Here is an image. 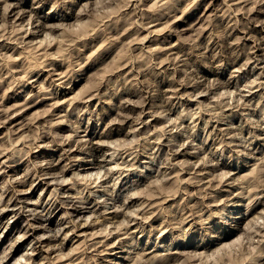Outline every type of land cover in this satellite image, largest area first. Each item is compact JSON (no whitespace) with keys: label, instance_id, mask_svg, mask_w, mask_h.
Returning a JSON list of instances; mask_svg holds the SVG:
<instances>
[{"label":"rangeland","instance_id":"rangeland-1","mask_svg":"<svg viewBox=\"0 0 264 264\" xmlns=\"http://www.w3.org/2000/svg\"><path fill=\"white\" fill-rule=\"evenodd\" d=\"M260 1L0 0V109L27 102L19 105L24 110L21 121H26L25 129L22 122L19 126L23 128L15 125L16 121L11 128L8 124L0 128V210L12 195L20 197L19 204L6 207L5 215L0 211V264H66L68 259L67 264H264V224L259 225L264 223V0ZM18 8L26 14L20 17ZM51 98L61 101L55 104ZM236 100L241 106L237 107ZM137 112L142 113L143 122L138 121ZM103 131L111 132L104 138L107 150L101 157L92 155L85 144L91 134L101 137ZM63 142L75 146L66 145L73 153L59 166L72 163L74 169L62 172L59 167L58 175L65 181L59 178L61 182L48 185L43 172L51 162H59ZM92 157L105 160L93 168L88 163ZM91 168L99 172L92 174ZM66 200L69 205L77 203L84 213L70 215ZM126 204L130 213V208L137 210L131 215ZM86 205L87 209L83 207ZM20 206L21 214L11 210L14 207L18 211ZM31 212L42 214L44 220L34 222ZM137 212L145 218L138 217ZM64 213L67 216L63 217ZM71 217L76 221L68 222ZM131 217L135 218L132 223ZM117 220L123 222L118 224ZM87 221L92 225L86 227V235H80L78 224ZM32 222L37 229L31 230ZM64 226H68L66 230ZM90 228L106 229L104 234L109 235L91 239ZM111 229L115 235L110 234ZM41 235L45 246L34 250ZM94 241H101V246Z\"/></svg>","mask_w":264,"mask_h":264},{"label":"bare ground","instance_id":"bare-ground-1","mask_svg":"<svg viewBox=\"0 0 264 264\" xmlns=\"http://www.w3.org/2000/svg\"><path fill=\"white\" fill-rule=\"evenodd\" d=\"M39 1H40V0H39ZM140 1H142V0H140ZM209 1H210V0H209ZM234 1H235V0H234ZM236 1H238V0H236ZM239 1H240V0H239ZM244 1H246V0H244ZM247 1H248V0H247ZM262 1H263V0H262ZM262 1H260V2H262ZM202 2H203V1H202ZM212 2H213V1H212ZM231 2H232V0H231ZM8 3H10V2L8 1ZM137 3H139V2L137 1ZM137 3H136V4H137ZM214 3H215V2H214ZM236 3H237V2H236ZM238 3H239V2H238ZM245 3H246V2H245ZM5 4H6V2H5ZM10 4H11V3H10ZM209 4H210V2H208V5H209ZM229 4H230V3H229ZM232 4H233V3H232ZM242 4H244V3L242 2ZM262 4H263V3H262ZM7 5H8V4H7ZM12 5H14V4H12ZM19 5H20V4H19ZM259 5H260V4H259ZM9 6H10V5H9ZM209 6H210V5H209ZM213 6H215V5H213ZM262 6H263V5H262ZM137 7H139V6L137 5ZM234 7L236 8V6H234ZM4 8H7V6L4 7ZM4 8H3V10H4ZM13 8H14V7H13ZM13 8H11L10 11L15 10V9H13ZM20 8H22V7H20ZM86 8H87V6H86ZM214 8H215V7H214ZM227 8H228V7H227ZM227 8H226V9H227ZM260 8H262V7H260ZM16 9H17V8H16ZM23 9H24V8H23ZM7 10H8V9H7ZM7 10L5 9L4 12H6ZM18 10H20V9L18 8ZM88 10H89V9H88ZM260 10H261V9H260ZM81 11H83V10H81ZM81 11H80V12H81ZM84 11H85V10H84ZM258 11H259V10H258ZM258 11H257V12H258ZM24 12H26V11H24V10H22V9L18 12V14H20V17L22 16V14H24ZM29 12H30V11H29ZM8 13H9V12H8ZM11 13H13V12H11ZM16 13H17V12H16ZM16 13H15V14H16ZM30 13H31V12H30ZM32 13H33V12H32ZM32 13H31L30 15H32ZM81 13H83V12H81ZM81 13H80V14H81ZM6 14H7V13H6ZM18 14H17V15H18ZM25 14H26V13H25ZM25 14H24V15H25ZM27 14H28V13H27ZM33 15H35V14H33ZM33 15H32V16H33ZM74 15H75V13H74ZM139 15H140V14H139ZM139 15H138V16H139ZM141 15H142V14H141ZM254 15H255V14H254ZM258 15H259V14H258ZM258 15H257V16H258ZM15 16H16V15H15ZM35 16H36V15H35ZM37 16H38V15H37ZM40 16H41V15H40ZM81 16H83V14H82ZM81 16H80V17H81ZM257 16H256V19H257ZM5 17H6V16H5ZM33 17H34V16H33ZM65 17H66V16H65ZM141 17H142V16H141ZM261 17H262V16H261ZM3 18H4V15H3ZM15 18H16V17H15ZM24 18H25V17H24ZM61 18H62V17H61ZM78 18H79V17H78ZM142 18H143V17H142ZM18 19H19V18H18ZM18 19H17V20H18ZM20 19H21V18H20ZM36 19H37V17H36ZM41 19H42V18H41ZM176 19H177V18H176ZM27 20H29V18H28ZM30 20H31V19H30ZM259 20H260V18H259ZM263 20H264V19H263ZM263 20H262L263 23L261 24L262 27H264V21H263ZM34 21H35V20H34ZM200 21H201V20H200ZM260 21H261V20H260ZM260 21H258V24H260V23H259ZM28 22H29V21H28ZM39 22H40V21H39ZM43 22H44V21H43ZM25 24H26V23H25ZM33 24H34V23H33ZM37 24H38V22H37ZM194 24H195V23H194ZM28 25H29V24H28ZM43 25H47V24H43ZM139 25H141V23H140ZM142 25H145V24H142ZM142 25H141V26H142ZM146 25H147V24H146ZM207 25H208V24H207ZM37 26H38V25H37ZM211 26H212V25H211ZM31 27H32V25H31ZM38 27H39V26H38ZM144 27H145V26H144ZM207 27H208V26H207ZM255 27H256V26H255ZM36 28H37V27H36ZM55 28H56V27H55ZM140 28H141V27H140ZM174 28H175V25H174ZM1 29H3V28L1 27ZM4 29H5V28H4ZM4 29H3V30H4ZM30 29H31V28H30ZM44 29H45V28H44ZM141 29H142V28H141ZM172 29H173V28H172ZM5 30H6V29H5ZM16 30H18V27H17ZM34 30H35V29H34ZM36 30H37V29H36ZM207 30H208V29H207ZM253 30H254V29H253ZM262 30H263V29H262ZM6 31H7V30H6ZM19 31H21V30L19 29ZM42 31H43V30H42ZM44 31H45V30H44ZM44 31H43V32H44ZM151 31H152V30H151ZM153 31H154V30H153ZM153 31H152V32H153ZM247 31H248V30H247ZM21 32H22V31H21ZM48 32H49V30H48ZM6 33H7V32H6ZM25 33H26V32H25ZM30 33H32V32H30ZM229 33H231V32H229ZM260 33H262V31H260ZM257 34H258V33H257ZM21 35H23V34H21ZM24 35H26V34H24ZM50 35H51V34H50ZM245 35H246V34H245ZM163 36H164V35H163ZM166 36H168V35H166ZM23 37H24V36H23ZM27 37H28V36H27ZM30 37L32 38L33 36H30ZM21 38H22V37H21ZM33 38H34V37H33ZM37 38H39V37H37ZM145 38H146V37H145ZM147 38H148V35H147ZM147 38H146V39H147ZM256 38H259V37H256ZM260 38H261V36H260ZM27 39H28V38H27ZM27 39H25V40H27ZM160 39H163V38L160 37ZM167 39H168V38H167ZM34 40H36V39H34ZM39 40H41V38H39ZM143 40H144V39H143ZM150 40H151V39H150ZM163 40H164V39H163ZM257 40H258V39H257ZM29 41L31 42V39H30ZM36 41H38V40H36ZM43 41H44V39H43ZM43 41H42V42H43ZM255 41H256V40H255ZM33 42H34V41H33ZM142 42H143V41H142ZM227 42H228V41H227ZM258 42H259V41H258ZM18 43H19V41H18ZM27 43L30 44L29 42H27ZM36 43H37V42H36ZM169 43H170V42H169ZM231 43H233V41H231ZM231 43H230V44H231ZM0 44H1V43H0ZM3 44H4V43H3ZM34 44H35V43H34ZM160 44H161V43H160ZM160 44H159V48H160ZM254 44H255V43H254ZM4 45H5V44H4ZM41 45H43V44H41ZM161 45H164V44H161ZM178 45H179V44H178ZM227 45H228V44H227ZM231 45H232V44H231ZM260 45H261V44H260ZM262 45H263V44H262ZM262 45H261V46H262ZM38 46H39V45H37V47H38ZM167 46H168V45H167ZM172 46H173V44H172ZM174 46H175V45H174ZM233 46H234V45H233ZM5 47H6V46H5ZM161 47H162V46H161ZM165 47H166V46H165ZM165 47H163V48H165ZM168 47H169V46H168ZM262 47L264 48V46H262ZM163 48H162V50H163ZM173 48H174V47H173ZM176 48H177V47H176ZM180 48H181V47H180ZM229 48H230V46H229ZM232 48H233V47H232ZM155 49H156V47H155ZM167 49H168V48H167ZM167 49H166V50H167ZM169 49H170V47H169ZM178 49H179V48H178ZM159 50H160V49H159ZM171 50H172V48H171ZM176 50H177V49H176ZM179 50H180V49H179ZM223 50H224V49H223ZM228 50H229V49H228ZM252 50H253V49H252ZM174 51H175V50H174ZM174 51L172 50V52H174ZM183 51H184V50H183ZM183 51H182V52H183ZM157 52H158V51H157ZM157 52H156V53H157ZM162 52H163V51H162ZM165 52H166V51H165ZM165 52H164V53H165ZM168 52H169V50L166 52V54H167ZM223 52H224V51H223ZM154 53H155V52H154ZM159 53H160V52H159ZM159 53H158V54H159ZM255 53H256V51H255ZM255 53H254L253 55H255ZM171 54H172V53H171ZM178 54H179V53H178ZM178 54L176 53V55H178ZM257 56H258V55H257ZM260 56H261V55H260ZM166 57H167V56H165V58H166ZM182 57H184V56H182ZM186 57H187V56H186ZM186 57H185V58H186ZM253 57H254V56H253ZM263 57H264V56H263ZM170 58H171V57H170ZM174 58H175V55H174ZM185 58H184V59H185ZM255 58H256V57H255ZM179 59H180V58H179ZM163 60H164V59H163ZM165 60H166V59H165ZM176 60H177V57H176ZM186 60H187V59H186ZM186 60H184V62H185ZM254 60H255V59H254ZM166 61H167V60H166ZM170 61H172V60H170ZM180 61L183 62V60H181V59H180ZM256 61H257V60H256ZM174 62H176V61L174 60ZM184 62H183V63H184ZM186 62H187V61H186ZM257 62H258V61H257ZM51 63H52V62H51ZM163 63H164V62H163ZM180 63H181V62H180ZM187 63H188V62H187ZM167 64H169V62H168ZM173 64H174V63H173ZM164 65H165V64H164ZM171 65H172V64H171ZM176 65H177V64H176ZM184 65H186V64H184ZM169 66H170V65H169ZM188 66H189V65H188ZM192 66H193V65H192ZM179 67H180V66H179ZM193 67H194V66H193ZM255 67H256V66H255ZM53 68H54V67H53ZM176 68H177V67H176ZM182 68H184V67H182ZM186 68H188V67H186ZM189 68H190V67H189ZM198 68H199V67H198ZM55 69H56V68H55ZM55 69H54V70H55ZM177 69H178V68H177ZM191 69H192V67H191ZM193 69H194V68H193ZM185 70H186V69H185ZM188 70H189V69H188ZM197 70H198V69H197ZM197 70H196V71H197ZM55 71H56V70H55ZM48 72H50V70H49ZM61 72H62L63 75L65 74V73H63V71H61ZM187 72H188V71H187ZM194 72H195V71H194ZM52 73H53V72H52ZM188 73H189V72H188ZM190 73H191V72H190ZM192 73H193V72H192ZM192 73H191V75H192ZM197 73H198V71H197ZM49 74H50V73H49ZM59 74L62 76V74H61L60 72H59ZM66 74H67V73H66ZM57 75H58V74H57ZM196 75H197V74H196ZM262 75H263V74H262ZM48 76H49V75H48ZM200 76H201V75H200ZM202 76H204V75H202ZM53 77H55V76H53ZM53 77L51 76V79H52ZM58 77H59V75H58ZM56 78H57V77H56ZM60 78H61V77H60ZM51 79H50V80H51ZM134 79H135V78H134ZM195 79H197V78H195ZM195 79H194V80H195ZM198 79H200V78H198ZM219 79H220V78H219ZM48 80H49V79H48ZM57 80H59V79L57 78ZM135 80H138V79H135ZM220 80H221V79H220ZM130 81H131V80H130ZM140 81H141V80H140ZM157 81H158V79H157ZM161 81H162V79H161ZM190 81H191V80H190ZM218 81H219V80H218ZM253 81H254V79H253ZM158 82H159V81H158ZM201 82H203V81H201ZM220 82H221V81H220ZM227 82H228V81H227ZM53 83H54V82H53ZM55 83H56V82H55ZM55 83H54V84H55ZM139 83H140V82H139ZM163 83H164V82H163ZM166 83H167V82H166ZM189 83H190V82H189ZM223 83H224V82H223ZM223 83H222V85H223ZM29 84H31V83H29ZM51 84H52V83H51ZM57 84H58V83H56L55 85H57ZM192 84H193V83H192ZM200 84H201V83H200ZM200 84H199V85H200ZM216 84H217V83H216ZM224 84H225V83H224ZM226 84H227V83H226ZM226 84H225V85H226ZM55 85H54V86H55ZM145 85H146V84H145ZM155 85H157V84L155 83ZM162 85H164V84H162ZM201 85H202V84H201ZM213 85H214V84H213ZM58 86H59V85H57V87H58ZM126 86H127V85H126ZM191 86H192V85H191ZM195 86H196V85H195ZM195 86H193V87H195ZM202 86H203V85H202ZM211 86H212V85H211ZM215 86H217V85H215ZM215 86H214V89H215ZM131 87H132V86H131ZM148 87H149V86H148ZM166 87H168V86H166ZM196 87H198V86H196ZM59 88H60V87H59ZM124 88H125V90H126V87H124ZM129 88H130V87H129ZM171 88H173V87H171ZM198 88H200V87H198ZM221 88H222V86H221ZM221 88L219 87V89H221ZM225 88H226V87H225ZM55 89H56V88H55ZM130 89H131V88H130ZM157 89H158V87H157ZM164 89H165V88H164ZM193 89H194V88H193ZM214 89H213V90H214ZM51 90H52V89H51ZM56 90H57V89H56ZM125 90H122V91H125ZM127 90H128V89H127ZM149 90H150V89H149ZM166 90H167V89H166ZM53 91H54V90H53ZM138 91H139V90H138ZM154 91H155V90H154ZM163 91H164V90H163ZM210 91H211V90H210ZM62 92H63V91L58 92V93L62 94ZM150 92H151V91H150ZM208 92H209V90H208ZM50 93H52V92H50ZM97 93H98V92H97ZM105 93H106V92H105ZM129 93H130V92H129ZM136 93H137V91H136ZM199 93H200V92H199ZM261 93H262V92H261ZM261 93H260V94H261ZM46 94L48 95V93H46ZM95 94H96V93H95ZM130 94H131V93H130ZM132 94H133V93H132ZM178 94H179V93H178ZM191 94H192V92H191ZM44 95H45V93H44ZM93 95H94V94H92V95L90 94V96H93ZM96 95H97V94H96ZM155 95H156V94H155ZM157 95H158V94H157ZM163 95H165V94H163ZM163 95H162V96H163ZM170 95H171V94H170ZM170 95H169V96H170ZM50 96H51V95H50ZM90 96H89V97H90ZM97 96H98V95H97ZM261 96H262V95H261ZM52 97H54V96H52ZM58 97H59V95H58ZM89 97H88V98H89ZM158 97H159V96H158ZM163 97H164V96H163ZM170 97H171V96H170ZM240 97H241V96H240ZM64 98H65V97H64ZM160 98H161V97H160ZM238 98H239V97H238ZM241 98H242V97H241ZM241 98H240V99H241ZM51 99H52V101H53L55 104H56V103H59V102L61 101L60 98H58V99H59V102H58V100H56V99H55V100H56L57 102H55V100H53V98H51ZM68 99H69V98H67V100H68ZM94 99H95V98H94ZM147 99H148V98H147ZM47 100H48V99H47ZM63 100H66V98L63 99ZM63 100H62V101H63ZM129 100H130V99H129ZM157 100H158V99H156V101H157ZM40 101H41V100H40ZM91 101H92V100H91ZM125 101H126V100H125ZM153 101H154V100H153ZM163 101H164V98H163ZM168 101H169V100H168ZM222 101H223V100H222ZM240 101H241V100H239V102H240ZM244 101H245V100H244ZM259 101H261V100H259ZM17 102H18V101H17ZM36 102H37V101H36ZM53 102H52V103H53ZM131 102L133 103L134 101L131 100ZM164 102H165V101H164ZM228 102H229V101H228ZM236 102H237V100H236ZM236 102H235V103H236ZM19 103H20V102H19ZM22 103H23V102H22ZM22 103H20V104H22ZM25 103H27V102H25ZM25 103H23V104H25ZM54 103H53V104H54ZM61 103H62V102H61ZM123 103H124V102H123ZM126 103H127V102H126ZM126 103H125V104H126ZM137 103H138V102H137ZM146 103H147V102H146ZM162 103H163V102H162ZM167 103H168V102H167ZM167 103H166V104H167ZM199 103H200V102H199ZM222 103H223V102H222ZM235 103L233 102V104H235ZM243 103H245V102H243ZM258 103H259V102H258ZM20 104H17V103L12 104V105L10 106L11 108H8L9 110L7 109V107H6V108L3 107V108L0 109V128H1V127H5L7 124H8V127H10V124H12L13 122L15 123V121H16V124H15V125H18V126H19V124L22 122V121H21V120L23 119V118H22V117H23L22 112L24 111V110L19 106ZM28 104H29V103H28ZM34 104H35V103H34ZM50 104H51V100H50ZM53 104H52V105H53ZM55 104H54V105H55ZM138 104L140 105V103H138ZM160 104H161V103H160ZM200 104H201V103H200ZM225 104H226V102H225ZM236 104H237V107H238V105H239L238 102H237ZM32 105H33V104H32ZM122 105H123V104H122ZM126 105H127V104H126ZM129 105H130V104H129ZM153 105H155V104H153ZM156 105L158 106V104H156ZM221 105H222V104H221ZM221 105H220V109H221V107H223V105H222V106H221ZM228 105H229V104H228ZM17 106H19V107H17ZM21 106H22V105H21ZM25 106H27V105H25ZM30 106H31V105H30ZM72 106H73V105H72ZM120 106H121V105H120ZM145 106H146V105H145ZM157 106H156V107H157ZM200 106H201V105H200ZM224 106H225V105H224ZM229 106H232V104L229 105ZM229 106H228V107H229ZM239 106H241V105H239ZM244 106H245V105H244ZM16 107H17V108H16ZM22 107L25 108L24 106H22ZM27 107H28V106H27ZM121 107H122V106H121ZM133 107H134V106H133ZM141 107H142V106H141ZM141 107H139V108H141ZM150 107H151V106H150ZM159 107H160V106H159ZM161 107H162V106H161ZM161 107H160V108H161ZM163 107H167V108H168V106H166V105L163 106ZM235 107H236V106H235ZM29 108H30V107H29ZM56 108H57V107H56ZM60 108H61V107H60ZM60 108H59V109H60ZM63 108H64V107H63ZM72 108H73V107H72ZM148 108H149V107H148ZM151 108H152V107H151ZM153 108H154V106H153ZM231 108H232V107H231ZM81 109H82V108H81ZM120 109H121V108H120ZM129 109H130V108H129ZM129 109H128V110H129ZM132 109H133V108H132ZM155 109H156V108H155ZM158 109H159V108H158ZM171 109H172V108H171ZM171 109H170V110H171ZM228 109H230V107H229ZM241 109H242V108H241ZM243 109H244V107H243ZM245 109H246V108H245ZM263 109H264V108H263ZM26 110H27V109H26ZM49 110H51V109L49 108L48 111H49ZM53 110H54V109H53ZM145 110H146V107L143 108V112H145ZM147 110H148V109H147ZM151 110H153V109H151ZM162 110H163V109H162ZM162 110H161V111H162ZM58 111H59V110H58ZM58 111H57V112H58ZM66 111H68V110H66ZM121 111H122V110H121ZM130 111H131V110H129V112H130ZM136 111H138V110H136ZM136 111H135V113H136ZM148 111H149V110H148ZM167 111H168V110H167ZM220 111H221V110H220ZM242 111H243V110H242ZM51 112H52V111H51ZM51 112H50V113H51ZM119 112H120V111H119ZM123 112H124V111H123ZM129 112L127 111V113H129ZM140 112H142V110H141ZM140 112H139V113L137 112V114H140ZM162 112H163V111H162ZM162 112H161V116H163V115H162V114H163ZM55 113H56V112H54V114H55ZM135 113H134V114H135ZM148 113H149V112H148ZM150 113H151V112H150ZM154 113H156V112H153L152 114H154ZM221 113H222V111H221ZM59 114L61 115L62 113H59ZM59 114H56V115H59ZM124 114H125V113H124ZM134 114H133V115H134ZM156 114H157V113H156ZM192 114H194V113H192ZM228 114H229V113H228ZM50 115H51V114H50ZM60 115H59V116H60ZM65 115H67V114H65ZM117 115H119V114H117ZM127 115H128V114H127ZM129 115H130V113H129ZM133 115H132V116H133ZM145 115H147V114H145ZM154 115H155V114H154ZM221 115H223V114H221ZM224 115H225V114H224ZM124 116H125V115H124ZM135 116H136V115H135ZM137 116L139 117V115H137ZM147 116H148V115H147ZM157 116H158V115H157ZM125 117H126V116H125ZM125 117H124V118H125ZM138 117H136V119H137ZM155 117H156V116H155ZM164 117H165V116H164ZM227 117H228V116H227ZM227 117H226V118H227ZM181 118H182V117H181ZM221 118H222V117H221ZM231 118H232V117H231ZM262 118H263V117H262ZM18 119H19V121H18ZM120 119H121V117H120ZM122 119H123V116H122ZM122 119H121V120H122ZM126 119H127V118H126ZM133 119L135 120V117H134ZM133 119H131L130 117L128 118V120H132V122H133ZM156 119H157V118H156ZM169 119H170V117H169ZM182 119H184V118H182ZM227 119H228V118H227ZM227 119H226V120H227ZM232 119H233V118H232ZM63 120H64V119H63ZM139 120H142V113L140 114V117H139L138 121H139ZM224 120H225V119H224ZM224 120H223V121H224ZM226 120H225V121H226ZM230 120H231V119H230ZM263 120H264V118H263ZM17 121H18V122H17ZM124 121H125V120H124ZM126 121H127V120H126ZM138 121H137V122H138ZM143 121H144V120H142V122H143ZM146 121H147V120H146ZM258 121H259V120H258ZM24 122H26V121L24 120ZM24 122H22L21 125H23ZM63 122H64V121H63ZM118 122H119V121H118ZM132 122H131V123H132ZM135 122H136V121H135ZM220 122H221V119H220ZM261 122H262V121H261ZM60 123H62V122H60ZM112 123H113V122H112ZM120 123H121V121H120ZM123 123H124V122H123ZM128 123H130V122H128ZM140 123H141V122H140ZM145 123H146V122H145ZM147 123H148V122H147ZM173 123H174V122H173ZM224 123H225V122H224ZM228 123H229V120H228ZM230 123H231V122H230ZM232 123H233V122H232ZM258 123H259V122H258ZM258 123H257V124H258ZM80 124H81V122H80ZM132 124H133V123H132ZM132 124H130L129 126H131ZM136 124H137V123H136ZM254 124H256V123H254ZM259 124H260V123H259ZM21 125H20V126H21ZM78 125H79V123H78ZM229 125H232V124H229ZM261 125H262V124H261ZM11 126H12V125H11ZM18 126H17V127H18ZM20 126H19V127H20ZM111 126H112V124H111ZM120 126H121V124H120ZM174 126H175V125H174ZM216 126H217V125H216ZM259 126H260V125H259ZM259 126H257V127H259ZM15 127H16V126H15ZM23 127H24V125H23ZM23 127L21 126V128H23ZM75 127H76V126H75ZM79 127H80V126H78V128H79ZM123 127H124V126H123ZM135 127H137V126H135ZM143 127H144V126H143ZM143 127H142V128H143ZM175 127H176V126H175ZM237 127H238V126H237ZM10 128H11V127H10ZM117 128H118V127H117ZM119 128H120V127H119ZM125 128H126V127H125ZM137 128H138V127H137ZM220 128H221V125H220ZM222 128H223V127H222ZM227 128H228V127H227ZM238 128H239V127H238ZM241 128H242V126H241ZM5 129H6V128H5ZM17 129H18V128H17ZM23 129H25V127H24ZM251 129H252V128H251ZM256 129H257V128H256ZM259 129H260V128H259ZM0 130H1V129H0ZM14 130H15V133H16V129H14ZM18 130H19V129H18ZM75 130H78V129H74V131H75ZM91 130H92V129H91ZM93 130H94V129H93ZM117 130H118V129H117ZM129 130H130V129H129ZM131 130H132V128H131ZM139 130H140V129H139ZM142 130H143V129H142ZM242 130H243V129H242ZM12 131H13V130H12ZM112 131H113V130H112ZM118 131H120V130H118ZM123 131H124V130H123ZM125 131H126V130H125ZM230 131H231V130H230ZM250 131H251V130H250ZM252 131H253V130H252ZM256 131H257V130H256ZM260 131H261V130H260ZM1 132H2V131H1ZM8 132H9V131H8ZM76 132H78V131H76ZM120 132H121V131H120ZM120 132H119V133H120ZM126 132H127V131H126ZM135 132H136V131H135ZM228 132H229V131H228ZM15 133H13V134H15ZM128 133H130V132H128ZM256 133H257V132H256ZM262 133H263V132H262ZM131 134H132V133H131ZM180 134H181V133H180ZM235 134H236V133H235ZM258 134H259V133H258ZM76 135H79V134H76ZM110 135H111V132H107V133L105 132V133H104V131H103L102 135L100 134L101 137H99L97 134H96V135H95V134H93V135L91 134V136H90V140L87 139V140H89L88 143H86V144L84 143L85 145H87L86 147H87L88 152L91 153L92 155H93L94 153H97V155L100 154V157L103 156L102 154H105V150H107V144H106L107 141H106L104 138H107V137H109ZM133 135H136V133L134 134V132H133ZM232 135H233V134H232ZM46 136H47V135H46ZM69 136H71V135L69 134ZM96 136H98V137H96ZM175 136H176V135H175ZM177 136H178V135H177ZM234 136H235V135H234ZM252 136H253V135H252ZM254 136H255V135H254ZM254 136H253V137H254ZM260 136H261V135H260ZM22 137H23V136H22ZM134 137H137V136H134ZM181 137H182V136H181ZM230 137H231V136H230ZM24 138H25V137H24ZM24 138H23V139H24ZM66 138H67V140H69L67 136H66ZM69 138H70V137H69ZM94 138H97V139L95 140ZM137 138H138V137H137ZM137 138H135V140H136ZM172 138H173V137H172ZM174 138H175V137H174ZM179 138H180V137H179ZM237 138H238V135H237ZM21 139H22V138L20 137V140H21ZM25 139H27V138H25ZM71 139H72V138H71ZM82 139H83V138H82ZM82 139H81V140H82ZM235 139H236V138H235ZM235 139H234V140H235ZM242 139H243V138H242ZM245 139H246V138H244V140H245ZM248 139H249V138H248ZM256 139H257V138H256ZM28 140H29V139H27V141H28ZM72 140H73V139H72ZM76 140H77V139H76ZM83 140H84V139H83ZM110 140H111V139H110ZM114 140H115V139H114ZM114 140L112 139L111 141L113 142ZM168 140H170V139H168ZM173 140H174V139H173ZM181 140H182V139H181ZM230 140H231V139H230ZM249 140H250V139H249ZM249 140H247V141L249 142ZM18 141H19V140H18ZM25 141H26V140H25ZM27 141H26V142H27ZM115 141H116V140H115ZM115 141H114V142H115ZM228 141H229V140H228ZM228 141H227V142H228ZM235 141H236V140H235ZM241 141H242V140H241ZM59 142H60V141H59ZM61 142H62V141H61ZM61 142H60V143H61ZM71 142H72V141H71ZM73 142H74V141H73ZM78 142H79V141H78ZM85 142H86V141H85ZM108 142L110 143V141H108ZM114 142H113V143H114ZM168 142H170V141H168ZM171 142H172V141H171ZM176 142H177V141H175V143H176ZM248 142H246V144H247ZM252 142H253V141H252ZM255 142H256V141H255ZM30 143H31V142H30ZM63 143H65V142H63ZM113 143H112V144H113ZM116 143H117V141H116ZM162 143H163V142H162ZM164 143H165V142H164ZM178 143H179V142H178ZM229 143H230V141H229ZM231 143H232V142H231ZM235 143H236V142H235ZM237 143H238V142H237ZM237 143H236V144H237ZM243 143H245V142H243ZM69 144H70L69 142H68V143H65V144H63V145L61 144V145H62V149H63L64 151H63V153H62L63 156H61L60 159H59V162H58V163L56 162L55 164H54L53 162H51L52 164H51L49 167H47V168L45 169L44 172L42 171V172H43V175L46 176L45 178H46V179L48 178V179L46 180V184L48 183V185H49V184L52 185V184H55V183H59V182H61V180H62V179H65V178H63L62 176H59V175H58L59 170L62 169V172H64V171L69 170V169H71V168L74 167L72 163H70V164H71L70 167H68V165H70V164H64V166H63V165L61 166L62 168L59 166V165H61V161H62V160L66 159V158H69V157L71 158V154L73 153L72 150L74 149V146H75V145L72 146V145H69ZM71 144H72V143H71ZM77 144H78V143H77ZM168 144H169V143H168ZM224 144H225V143H224ZM249 144H250V143H249ZM59 145H60V144H59ZM66 145L72 146L73 149H72V147H70V148L67 149V148H66ZM80 145H81V144H80ZM109 145H110V144H109ZM113 145H114V144H113ZM115 145H116V144H115ZM162 145H163V144H162ZM171 145H172V144H171ZM175 145H176V144H175ZM258 145H259V144H258ZM69 146H68V147H69ZM224 146H225V145H224ZM79 147H80V146H79ZM81 147H82V146H81ZM114 147H115L114 150H117V146H114ZM160 147H161V146H160ZM189 147H190V145H189ZM222 147H223V146H222ZM229 147H230V145H229ZM238 147H239V146H238ZM241 147H242V146H241ZM246 147H247V146H246ZM246 147H244V148H246ZM250 147H252V145H251ZM259 147H260V146H259ZM122 148H123V147H121V149H122ZM79 149H80V148H79ZM83 149H84V148H83ZM162 149H163V148H162ZM227 149H228V148H227ZM227 149H226V150H227ZM231 149H232V148H231ZM235 149H236V146H235ZM241 149H242V148H241ZM247 149H248V148H247ZM250 149H251V148H250ZM250 149H248V150H250ZM257 149H258V148H257ZM257 149H256V150H257ZM84 150H85V149H84ZM87 150H86V151H87ZM108 150H109V149H108ZM112 150H113V148H112ZM118 150H119V149H118ZM130 150H131V149H130ZM184 150H185V149H184ZM237 150H238V149H237ZM244 150H245V149H244ZM253 150H254V149H253ZM223 151H224V150H223ZM235 151H236V150H235ZM240 151H241V150H240ZM242 151H243V150H242ZM2 152L5 153L4 151H2ZM88 152H87V153H88ZM113 152H114V151H113ZM185 152H186V151H185ZM202 152H203V151H202ZM233 152H234V151H233ZM0 153H1V152H0ZM111 153H112V151H111ZM111 153L109 154L110 156H111ZM114 153H115V152H114ZM130 153L132 154V152H130ZM188 153H189V152H188ZM190 153H191V152H190ZM235 153H236V152H235ZM243 153H244V152H243ZM246 153H247V152H246ZM250 153H251V151H250ZM81 154H82V153H81ZM193 154H194V153H193ZM251 154H252V153H251ZM73 155H74V154H73ZM109 155H108V156H109ZM205 155H206V154H205ZM242 155H243V154H242ZM245 155H246V154H245ZM245 155H244V156H245ZM253 155H254V154H253ZM52 156H53V155H52ZM59 156H60V155H59ZM84 156H85V155H84ZM95 156H96V155H95ZM246 156H247V155H246ZM36 157H37V156H36ZM72 157H73V156H72ZM75 157H77V156H75ZM81 157H82V156H81ZM100 157H98V158L96 157V158H97L96 160H95V158L92 157L93 160H89V161L86 160L85 162L88 161L89 164L94 165V166H92V167L94 168L95 165L97 166L98 163H102L103 160H105V159L100 158ZM8 158H9V157H8ZM105 158H106V157H105ZM107 158H108V157H107ZM111 158H112V156H111ZM111 158H110V159H111ZM152 158H153V157H152ZM251 158H252V157H251ZM72 159H73V158H72ZM74 159H75V158H74ZM88 159H89V157H88ZM154 159H155V157H154ZM210 159L212 160V158H210ZM51 160H52V159H51ZM70 160H71V159H70ZM5 161H6V160H5ZM5 161H4V163H5ZM66 161H67V160H66ZM68 161H69V160H68ZM72 161H73V160H72ZM83 161H84V160H83ZM107 161H108V159H107ZM199 161H200V160H199ZM19 162H20V161H19ZM54 162H55V161H54ZM207 162H208V161H206V163H207ZM224 162H225V161H224ZM68 163H69V162H68ZM88 163H86V164H88ZM202 163H203V162H202ZM213 163H214V162H213ZM213 163H212V164H213ZM218 163H219V161H218ZM218 163H217V164H218ZM119 164H120V163H119ZM197 164H198V163H197ZM200 164H201V163H200ZM200 164H199V165H200ZM208 164H209V163H208ZM222 164H223V163H222ZM47 165H48V164H47ZM98 165H99V164H98ZM116 165H117V163H116ZM116 165H115V166H116ZM129 165L131 166L132 164L130 163ZM194 165H195V164H194ZM203 165H204V164H203ZM224 165H225V164H224ZM224 165H222V166H224ZM36 166H37V165H36ZM36 166H35V167H36ZM42 166H44V165H42ZM72 166H73V167H72ZM77 166H78V165H77ZM89 166H90V165H89ZM118 166H119V165H118ZM208 166H209V165H208ZM213 166H214V165H213ZM222 166H221V168H222ZM38 167H40V166H38ZM44 167H45V166H44ZM59 167H60L61 169H59ZM113 167H114V166H113ZM113 167H112V168H113ZM191 167H192V166H191ZM205 167H206V166H205ZM209 167H211V166H209ZM209 167H208V168H209ZM15 168H16V167H15ZM15 168H14V169H15ZM78 168H79V167H78ZM112 168H111L110 170H112ZM200 168H201V167H200ZM223 168H224V167H223ZM39 169H40V168H39ZM57 169H59V170L57 171ZM73 169H74V168H73ZM91 169H92V168H91ZM91 169H90V170H91ZM201 169H202V168H201ZM210 169H211V168H210ZM214 169H215V168H214ZM214 169H213V170H214ZM229 169H230V168H229ZM229 169H228V170H229ZM43 170H44V169H43ZM92 170H93V169H92ZM95 170H96V169H95ZM99 170H100V167H99ZM101 170H102V168H101ZM108 170H109V167H108ZM202 170H204V168H203ZM226 170H227V169H226ZM226 170H225V171H226ZM118 171H120V170H118ZM197 171H199V170L197 169ZM200 171H201V170H200ZM204 171H205V170H204ZM206 171H207V170H206ZM223 171H224V170H223ZM93 172H99V171H94V170H93V171H92V174H93ZM109 172H110V171H109ZM109 172H108V173H109ZM122 172H123V171H122ZM122 172H121V173H122ZM166 172H167V171H166ZM170 172H171V171H170ZM170 172H169V173H170ZM193 172H194V171H193ZM195 172H196V171H195ZM202 172H203V171H202ZM208 172H209V171H208ZM227 172H229V171H227ZM230 172H231V170H230ZM35 173H36V172H35ZM59 173H60V172H59ZM167 173H168V172H167ZM171 173H172V172H171ZM232 173H233V172H232ZM61 174H62V173H61ZM75 174L77 175L76 172H75ZM78 174H79V173H78ZM163 174H164V173H163ZM199 174H200V173H199ZM89 175H90V174H89ZM89 175H88V176H89ZM127 175H128V174H127ZM166 175H167V174H166ZM166 175H164V176L166 177ZM196 175H197V174H196ZM204 175H205V174H204ZM207 175H208V174H207ZM63 176H64V175H63ZM201 176H203V175H201ZM210 176H211V175H210ZM61 177H62V178H61ZM84 177H85V176H83V178H84ZM119 177H120V176H118V179L121 178V177H120V178H119ZM168 177L171 178V177H170V174H169ZM194 177H195V176H194ZM196 177H197V176H196ZM59 178L61 179L60 181H59ZM83 178H82V179H83ZM86 178H88V177L86 176ZM116 178H117V177H116ZM162 178H164V177H162ZM166 178H167V177H166ZM169 178H167V179L169 180ZM199 178H200V176L198 177V179H199ZM201 178H203V177H201ZM201 178H200V179H201ZM211 178H212V177H211ZM89 179H90V178H88V180H89ZM94 179H95V178H94ZM96 179H97V178H96ZM105 179H106V178H105ZM107 179H108V177H107ZM164 179H165V178H164ZM185 179H186V178H185ZM187 179L190 180L191 178L189 177V178H187ZM196 179H197V178H196ZM224 179H225V178H224ZM224 179H223V180H224ZM20 180H22V179H20ZM42 180H43V179H42ZM90 180H91V179H90ZM165 180H166V179H165ZM191 180H192V179H191ZM194 180H195V178H194ZM223 180H220V184H221V181H223ZM14 181L16 182V184L21 182V181H18V180H14ZM24 181H25V179H24ZM43 181H44V180H43ZM64 181H65V180H64ZM64 181L62 180V182H64ZM86 181H87V180H86ZM95 181H96V180H95ZM106 181H107V180H106ZM161 181H162V179H161ZM166 181H167V180H166ZM196 181H197V180H196ZM202 181H203V180H202ZM227 181H229V180H227ZM117 182H118V180H117ZM186 182H187V181H186ZM191 182H192V181H191ZM194 182H195V181H194ZM198 182H199V181H198ZM198 182H197V183H198ZM200 182H201V181H200ZM21 183H22V182H21ZM132 183H134V182H132ZM158 183H159V182H158ZM161 183H163V182H161ZM204 183H205V182H204ZM222 183H223V182H222ZM224 183H225V181H224ZM228 183H229V182H228ZM22 184H23V183H22ZM116 184H117V183H116ZM136 184H137V183H136ZM136 184H135V185H136ZM199 184H200V183H199ZM206 184H208V183H206ZM114 185H115V184H114ZM202 185H203V184H202ZM209 185H210V184H209ZM228 185H230V184H228ZM232 185H233V184H232ZM21 186H22V185H21ZM130 186H132V185H130ZM130 186H128V187H130ZM194 186H195V185H194ZM199 186H200V185H199ZM205 186H206V185H205ZM211 186H212V185H211ZM211 186H210V187H211ZM222 186H223V185H222ZM128 187H127V188H128ZM207 187H208V186H207ZM210 187H209V188H210ZM53 188H55V187H53ZM53 188H52V189H53ZM56 188H57V187H56ZM65 188H66V187H65ZM114 188H115V187H114ZM25 189H26V188H25ZM25 189H24V191H25ZM111 189H112V187H111ZM120 189H121V188H120ZM122 189H123V188H122ZM35 190H36V189H35ZM54 190H56V189H54ZM112 190H113V189H112ZM119 191H120V190H119ZM119 191H118V192H119ZM214 191H215V190H214ZM214 191H212V192H214ZM217 191H218V190H217ZM20 192H21V191H20ZM55 192H57V191H55ZM55 192H54V193H55ZM59 192H60V191H59ZM90 192H92V191H90ZM90 192H89V194H90ZM114 192H115V191H114ZM114 192H113V193H114ZM137 192H138V190H137ZM137 192H133V193H137ZM113 193H112V194H113ZM217 193H218V192H217ZM56 194H57V193H56ZM138 194H139V192H138ZM210 194H212V193L210 192ZM214 194H215V193H214ZM214 194H213V195H214ZM256 194H257V193H256ZM51 195H53V193H52ZM54 195H55V194H54ZM118 195H120V194H118ZM118 195H117V196H118ZM140 195H141V194H140ZM218 195H219V194H218ZM15 196H16V194H15V195H12V196L9 198L8 202L6 203V205H5L4 207L1 208V210H0L1 213H2L1 215H5V214L7 213L8 209H9V208H6L7 206H16L18 202L20 203V197L18 198V196H16V197H15ZM55 196H56V195H55ZM55 196H54V197H55ZM89 196H90V195H89ZM97 196H98V195H97ZM99 196H100V195H99ZM101 196H103V194H102ZM106 196H107V195H106ZM117 196H114V197L116 198ZM120 196H122V195H120ZM131 196H133V195H131ZM131 196H129V197H131ZM134 196H135V194H134ZM138 196H139V195H138ZM138 196H137V197H138ZM151 196L153 197V195H151ZM208 196H210V195H208ZM215 196H216V194H215ZM14 197H15V198H14ZM110 197H112V196H110ZM114 197H113V199H114ZM206 197H207V194H206ZM217 197H218V196H217ZM220 197H221V195H220ZM25 198H27V197H25ZM84 198H85V197H84ZM86 198H87V196H86ZM91 198H92V197H91ZM95 198H96V196H95ZM101 198H102V197H101ZM101 198L99 197V199H101ZM150 198H151V197H150ZM150 198H149V199H150ZM210 198H211V197H210ZM210 198H209V199H210ZM222 198L224 199V197H222ZM256 198H257V197H256ZM2 199H3V198H2ZM5 199H6V198H5ZM21 199H22V198H21ZM66 199H67V198H66ZM87 199H88V198H87ZM99 199H97V200H99ZM109 199H110V198H109ZM111 199H112V198H111ZM111 199H110V200H111ZM119 199H120V198H119ZM119 199H118V200H119ZM147 199H148V197H147ZM152 199H153V198H152ZM152 199H151V201H152ZM213 199H214V198H213ZM213 199H212V201H213ZM215 199H216V198H215ZM262 199H263V198H262ZM0 200H1V199H0ZM70 200H71V199H70ZM76 200H77V199H76ZM88 200H89V199H88ZM88 200H87V201H88ZM94 200H95V199H94ZM103 200H104V199H103ZM110 200H109V201H110ZM114 200H115V199H114ZM189 200H190V199H189ZM22 201L25 202V200H22ZM59 201H60V200H59ZM61 201H64V200H61ZM67 201H69V200H66V202H67ZM79 201H81V199H80ZM143 201H144V200H143ZM143 201H141V204L143 203ZM147 201H148V200H147ZM147 201H144V202H147ZM154 201L157 202V200H154ZM154 201H153V204H154ZM212 201H210V202H212ZM219 201L223 202L221 199H220ZM224 201H226V200H224ZM255 201H256V200H255ZM263 201H264V200H263ZM94 202H95V201H94ZM130 202H132V201H130ZM148 202H149V201H148ZM215 202H217V199H216ZM221 202H220V204H222ZM234 202H235V201H234ZM19 203H18V204H19ZM22 203H23V202H22ZM72 203H73V204H72ZM72 203L69 205L68 202H67V205L69 206V208H68V211H69V212H68V213H69L70 215H71V214H79V215H80V214L84 213V209H82V208L80 209L79 205H76L77 203H75V202H72ZM79 203H80V202H79ZM91 203H92V202H91ZM111 203L113 204L112 201H111ZM150 203H151V202H150ZM150 203H149V204H150ZM213 203H214V202H213ZM263 203H264V202H263ZM93 204H94V203H93ZM95 204H96V203H95ZM98 204H99V203H97V206H98ZM109 204H110V202H109ZM115 204H116V203H115ZM115 204H114V205H115ZM143 204H144V203H143ZM35 205H36V204H35ZM101 205H102V204H101ZM105 205H108V204H105ZM121 205H122V204H121ZM126 205H127V204H126ZM128 205H129V204H128ZM128 205H127V206H128ZM150 205H152V204H150ZM156 205H157V204H156ZM156 205H155V206H156ZM253 205H254V204H253ZM255 205H256V204H255ZM2 206H3V205H2ZM88 206H89V205H88ZM115 206H117V205H115ZM115 206H114V207H115ZM138 206L140 207L141 205H138ZM152 206H153V205H152ZM26 207H27V206H26ZM83 207L86 208L87 205H86V206H83ZM98 207H100V206H98ZM102 207H103V205H102ZM117 207H118V206H117ZM117 207H116V210L118 209ZM120 207H121V206H120ZM143 207L145 208V206H143ZM148 207H149V206H148ZM253 207H254V206H253ZM255 207H256V206H255ZM21 208H22V206H20V207L18 208L19 210L17 211V210H14L15 208L13 207L11 210H13L14 212L16 211V214H18V213L21 214V211H22ZM128 208H129V206L126 208L127 211H128ZM140 208H141V207H140ZM154 208H156V207H154ZM86 209H87V208H86ZM91 209H92V208H91ZM130 209H131V213L129 212L130 210H129L128 212L132 215V213H133L132 210L135 211L136 208H135V209H134V208H133V209L130 208ZM141 209H142V208H141ZM252 209H253V208H252ZM30 210H31V209H30ZM34 210H35V209H34ZM65 210H66V209H65ZM114 210H115V209H114ZM116 210H115V211H116ZM121 210H123V209H121ZM136 210H137V209H136ZM138 210H139V209H138ZM37 211H38V210H37ZM106 211H107V210H106ZM115 211H114V212H115ZM127 211H125V209H124V212H127ZM142 211H144V210L142 209ZM142 211H141V212H142ZM251 211H252V210H251ZM251 211H250V212H251ZM262 211H263V210H262ZM34 212H35V211H34ZM102 212H103V211H102ZM119 212H120V211H119ZM256 212H257V210H256ZM258 212H259V211H258ZM29 213H30V212H29ZM31 213H32V212H31ZM37 213H38V212H36V213H32V219L34 220V222L39 223L40 219H43V218H42L43 216H41L42 214L40 215V214H37ZM65 213H66V212H65ZM65 213H64L63 217L66 215ZM103 213H104V212H103ZM120 213H121V212H120ZM137 213H138V212H137ZM143 213H144V212H143ZM259 213H260V212H259ZM261 213H262V212H261ZM263 213H264V212H263ZM24 214H25V213H24ZM101 214H102V213H101ZM101 214H98V215H101ZM122 214H123V213H122ZM126 214H127V213H126ZM13 215H14V214H13ZM79 215H78V216H79ZM103 215H104V214H103ZM103 215H102V216H103ZM105 215H106V214H105ZM108 215H109V214H108ZM108 215H107V216H108ZM118 215H119V214H118ZM120 215H121V214H120ZM123 215H124V214H123ZM128 215H129V214H128ZM131 215H130V216H131ZM133 215H136V212H135V214H133ZM140 215H143V214H140ZM140 215H139V213H138V217H139ZM66 216H67V215H66ZM87 216H88V215H87ZM109 216H110V215H109ZM114 216H115V215H114ZM126 216H127V215H126ZM136 216H137V215H136ZM136 216H135V217H136ZM143 216H144V215H143ZM148 216L150 217V215H148ZM262 216H263V215H262ZM28 217H29V216H28ZM140 217H141V216H140ZM149 217H146V219L149 218ZM237 217H238V216H237ZM258 217H259V216H258ZM263 217H264V216H263ZM26 218H27V216H26ZM97 218H98V217H97ZM97 218H96V220H97ZM111 218H112V217H111ZM126 218H127V217H126ZM128 218H129V217H128ZM128 218H127V219H128ZM131 218H132V217H131ZM144 218H145V216H144ZM255 218H256V217H255ZM100 219H101V218H100ZM116 219H117V218H116ZM118 219H120V218L118 217ZM124 219H125V216H124ZM133 219H135V218L133 217V218L131 219V223L133 222V221H132ZM139 219H140V218H139ZM142 219H143V217H142ZM152 219H154V218L152 217ZM26 220H27V219H26ZM43 220H44V219H43ZM43 220H42V221H43ZM68 220H69V219H68ZM74 220L76 221V219H74ZM74 220H73V221H74ZM91 220H94V219H91ZM121 220H123V218H122ZM125 220H126V219H125ZM125 220H123V221H125ZM147 220H148V219H147ZM149 220H150V219H149ZM149 220H148V221H149ZM30 221H31V219H30ZM30 221H28V222H30ZM73 221H72V217H71V220L68 221V222H72V223H73ZM97 221H98V220H97ZM100 221H101V220H100ZM104 221H105V218H104ZM117 221H118V220H117ZM117 221H116V225H117ZM119 221H120V220H119ZM119 221H118V222H119ZM123 221H120V223H118V224H121V222H123ZM128 221H129V220H128ZM136 221H137V218H136ZM140 221H141V220H140ZM250 221H253V219L250 220ZM40 222H41V221H40ZM94 222H95V221H94ZM105 222H106V221H105ZM112 222H113V221H112ZM112 222H111V223H112ZM114 222H115V221H114ZM125 222H126V221H125ZM143 222H144V221H143ZM146 222H147V221H146ZM146 222H145V223H146ZM87 223H88V221H87ZM87 223L83 224V222H82V224H80V225L78 224V227H77V228L80 229V235L85 234L84 232H87V231H88V230L86 229V227H88L89 225H92V223H88V224H87ZM95 223H96V222H95ZM102 223H104V222H102ZM111 223H110V224H111ZM129 223H130V222H129ZM137 223H138V222H137ZM148 223H149V222H148ZM249 223H250V222H249ZM254 223H255V222H254ZM256 223H257V222H256ZM29 224H30V223H29ZM104 224H105V223H104ZM107 224H108V223H106V225H107ZM110 224H109L108 226H110ZM138 224H139V223H138ZM143 224H144V223H143ZM257 224H258V223H257ZM260 224L263 225L264 223L261 222V223H259V225H260ZM36 225H37V224H36ZM36 225H34L33 222H32L29 226L31 227V230H35V229H37L36 227H38V226H36ZM41 225H43V223H42ZM72 225H73V224H72ZM101 225H102V224H101ZM116 225H115L116 228H117V227L120 228L119 225H118V226H116ZM148 225H150V223H149ZM152 225H153V224H152ZM29 226H28V227H29ZM44 226H45V225H44ZM74 226H76V224H74ZM93 226H95V225H93ZM111 226H112V225H111ZM122 226H123V224L121 225V228H122ZM124 226H125V223H124ZM126 226H127V224H126ZM129 226H130V224H129ZM138 226H139V225H138ZM39 227H40V226H39ZM41 227H42V226H41ZM46 227H47V226H46ZM67 227H68V226H64L63 229L66 230ZM91 227H92V226H91ZM105 227H107V226H104V228H105ZM133 227H134V226H133ZM140 227H141V226H140ZM258 227H259V226H258ZM71 228H72V227H71ZM93 228H94V227H93ZM104 228H103V229H104ZM107 228H108V227H107ZM116 228H115V229H116ZM119 228H117V229H119ZM135 228H136V226H135ZM260 228H261V227H260ZM260 228H258V229H260ZM262 228H263V227H262ZM29 229H30V228H29ZM90 229L92 230V228H90ZM117 229H116V231H117ZM123 229H124V228H123ZM137 229H138V228H137ZM144 229H145V228H144ZM147 229H148V228H147ZM263 229H264V228H263ZM85 230H86V231H85ZM93 230H94V229H93ZM93 230H92V234H90V233H91L90 231H89V232H90L89 234L91 235V236H90L91 239H95V240H96L98 237L103 236L102 234H104V232L106 231V229H105L104 232H103V230H102L101 228H97V229L95 228V230H94V231H93ZM107 230H108V229H107ZM119 230H120V229H119ZM125 230H126V229H125ZM113 231H114V230H113ZM113 231H112V229H111L110 234L113 233ZM120 231H121V230H120ZM135 231H136V230H135ZM251 231H252V230H251ZM251 231H250V232H251ZM256 231L258 232V230L256 229V230L254 231V233H255ZM261 231H263V230H261ZM25 232H26V230H25ZM63 232H64V231H63ZM122 232H123V231H122ZM27 233H28V232H27ZM35 233H36V232H35ZM108 233H109V231H108ZM117 233H118V232H117ZM120 233H121V232H119V234H120ZM247 233H248V232H247ZM66 234L68 235V233H66ZM113 234H114V233H113ZM113 234H112V235H113ZM252 234H253V233H252ZM260 234H261V233H260ZM260 234H259V235H260ZM262 234H263V233H262ZM42 235H43V234H42ZM42 235L40 236V238L38 237V240L36 241V244H35V246H34V247H35L34 250L37 249L38 247L45 246V244H44L45 240L43 239ZM67 235H66V236H67ZM77 235H78V234H77ZM85 235H86V234H85ZM85 235H84V236H85ZM87 235H88V234H87ZM104 235H107V234H104ZM108 235H109V234H108ZM108 235H107V236H108ZM114 235H115V234H114ZM114 235H113V236H114ZM116 235H117V234H116ZM24 236H25V234H24ZM27 236H28V235H27ZM56 236H57V235H56ZM120 236H121V235H120ZM20 237H21V236H20ZM105 237H106V236H105ZM105 237H104V238H105ZM115 237H116V236H115ZM22 238H23V237H22ZM66 238H67V237H66ZM119 238H120V237L116 238V240L119 239ZM126 238H127V237H126ZM126 238H125V239H126ZM53 239H54V237H53ZM53 239H52V240H53ZM99 239H102V238H99ZM109 239H110V238H109ZM111 239H112V238H111ZM123 239H124V238H123ZM54 240H55V239H54ZM116 240H115V241H116ZM57 241H58V240H57ZM107 241H108V240H107ZM107 241H106V242H107ZM113 241H114V240H113ZM120 241H121V240H120ZM123 241H124V240H123ZM263 241H264V240H263ZM94 242H95V243L97 242V246H99V245H98V242H101V241H94ZM110 242H112V241H110ZM118 242H119V241H118ZM125 242H126V241H125ZM127 242H128V241H127ZM132 242H133V241H132ZM261 242H262V240H261ZM46 243H47V242H46ZM91 243H92V242H91ZM43 244H44V245H43ZM115 244H116V243H115ZM120 244H122V243H120ZM133 244H134V243H133ZM206 244H207V243H206ZM49 245H50V244H48V246H49ZM54 245L57 246L56 244H54V241H53V246H54ZM92 245H94V244H92ZM36 246H37V247H36ZM48 246H47V247H48ZM55 246H54V247H55ZM89 246L91 247V245H89ZM95 246H96V244H95ZM100 246H101V245H100ZM100 246H99V247H100ZM104 246H105V245H104ZM114 246H115V245H114ZM120 246H122V245H120ZM131 246H132V245H131ZM207 246H208V245H207ZM49 247H50V246H49ZM49 247H48V248H49ZM58 247H59V246H58ZM55 248H56V247H55ZM55 248H54V250H55ZM91 248H92V247H91ZM176 248H177V247H176ZM205 248H206V246H205ZM42 249H43V248H42ZM95 249H96V248H95ZM48 250H49V249H48ZM112 250H114V249H112ZM32 251H33V248H32ZM177 251H178V250H177ZM179 251L181 252L180 249H179ZM48 252H49V251H48ZM33 253H34V252H33ZM28 254H29V256H30V253H28ZM31 254H32V253H31ZM62 254H63V253H62ZM181 254H182V252H181ZM59 255H60V254H59ZM59 255H58V257H60ZM65 256H66V255H65ZM30 257H31V256H30ZM33 257H34V256H33ZM123 257H124V256H123ZM196 257H197V256H196ZM27 258H28V257H27ZM61 258H62V257H61ZM63 258H64V256H63ZM71 258H73V257H71ZM123 259H124V258H123ZM0 260H1V259H0ZM27 260L30 261V258L27 259ZM141 260H142V259H140L139 261H141ZM2 261H3V260H2ZM2 261H1V262H2ZM17 261H18V260H17ZM29 261H28V262H29ZM111 261H112V259H111ZM162 261H163V260H162ZM28 262H27V263H28ZM68 262H69V259H68ZM68 262H67V263H68ZM72 262H73V261H71V263H72ZM142 262H143V261H142ZM153 262H154V261H153ZM15 263H16V261H15L13 264H15ZM17 263H18V262H17ZM67 263H66V264H67ZM69 263H70V262H69ZM140 263H141V262H140ZM150 263H151V262H150ZM4 264H5V263H4ZM25 264H26V263H25ZM62 264H63V263H62ZM137 264H138V263H137ZM147 264H148V262H147Z\"/></svg>","mask_w":264,"mask_h":264}]
</instances>
